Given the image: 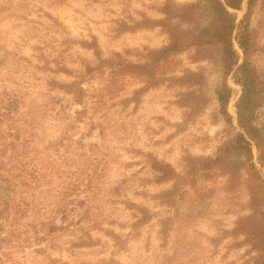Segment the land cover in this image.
I'll use <instances>...</instances> for the list:
<instances>
[{
    "label": "rangeland",
    "instance_id": "374dc122",
    "mask_svg": "<svg viewBox=\"0 0 264 264\" xmlns=\"http://www.w3.org/2000/svg\"><path fill=\"white\" fill-rule=\"evenodd\" d=\"M213 18L205 0H0V159L24 170L0 191L23 202L0 215V264H264L255 147L259 179L243 156L200 169L238 131L220 46L151 57ZM249 29L264 78V0Z\"/></svg>",
    "mask_w": 264,
    "mask_h": 264
},
{
    "label": "trees",
    "instance_id": "16d2710c",
    "mask_svg": "<svg viewBox=\"0 0 264 264\" xmlns=\"http://www.w3.org/2000/svg\"><path fill=\"white\" fill-rule=\"evenodd\" d=\"M213 13V21L209 26L201 28L198 32L188 34L180 32L177 36L171 37L170 43L160 51L151 54L153 63H157L166 55L182 51L183 44L192 47H206L208 45H219L221 50V62L224 69V80L216 92L219 113L227 124H232V117L227 111L232 89L228 86L226 78L231 75L233 84L240 87L241 92L235 103V115L238 131L235 136L225 143L214 158L205 159L200 164L201 170H208L214 166H222L230 163L229 157L243 156L245 161L250 162L249 169L253 170L254 176L259 179L256 172L257 167L252 163V145L257 152V164L264 168V130L255 124L257 111L264 108V78L248 60L252 53V38L249 29L250 13L254 0H246L247 10L242 19L237 23V17L232 11H239L245 0H205ZM235 37L233 38V35ZM233 40L242 54V62L233 46ZM152 63L142 65L150 67ZM233 162H231V165ZM235 167V165L233 166ZM7 164L0 159V191L8 193L10 187L15 190L23 182L16 183L17 177L24 179V172L21 165L12 166L7 169ZM167 168V167H166ZM163 167L164 180L168 177L167 169ZM169 178V177H168ZM4 185V187H3ZM264 187L251 183L249 186V202L255 208L264 196ZM16 195V191L14 192ZM9 195V194H8ZM20 200V197H18ZM21 201L7 200L5 195L0 193V215L6 210L17 211L21 209ZM2 217L0 218V220ZM44 226V224H42ZM260 225L256 223L246 224V231L254 236L259 233Z\"/></svg>",
    "mask_w": 264,
    "mask_h": 264
}]
</instances>
